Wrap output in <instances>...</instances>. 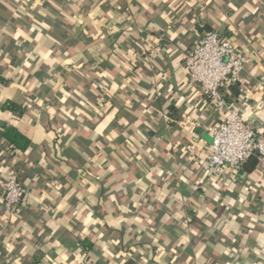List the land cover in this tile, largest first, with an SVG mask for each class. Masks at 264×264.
<instances>
[{
  "label": "crops",
  "instance_id": "1",
  "mask_svg": "<svg viewBox=\"0 0 264 264\" xmlns=\"http://www.w3.org/2000/svg\"><path fill=\"white\" fill-rule=\"evenodd\" d=\"M208 31L247 58L227 102L264 142V0H0V128L30 140L0 137V260L264 264V175L202 168L222 116L183 55Z\"/></svg>",
  "mask_w": 264,
  "mask_h": 264
},
{
  "label": "built area",
  "instance_id": "2",
  "mask_svg": "<svg viewBox=\"0 0 264 264\" xmlns=\"http://www.w3.org/2000/svg\"><path fill=\"white\" fill-rule=\"evenodd\" d=\"M183 62L189 84L199 87L215 112L222 116L218 124L204 128L211 142L203 170L211 177H222L225 167L241 171L248 160L257 155L264 175V142L256 139L254 126L229 105L226 97V88L244 84L243 72L248 61L243 52L232 40L216 31H208L190 53L183 55ZM25 197L20 172L13 166L8 169L4 182L3 199L9 218L18 212ZM0 264L7 263L0 260ZM79 264L97 263L86 260Z\"/></svg>",
  "mask_w": 264,
  "mask_h": 264
},
{
  "label": "trees",
  "instance_id": "3",
  "mask_svg": "<svg viewBox=\"0 0 264 264\" xmlns=\"http://www.w3.org/2000/svg\"><path fill=\"white\" fill-rule=\"evenodd\" d=\"M3 110L11 111L17 117L23 116L26 112L25 107L12 102H6L5 105L3 106ZM0 137L3 140H5V142H7L10 145L11 149L13 150L27 151V149L30 146L29 138H27L25 135H23L21 132H19L17 129L13 127H6V126L1 127ZM245 165H247L246 169L248 171H253V170L260 171L257 155H253ZM91 248H92L91 243L84 246V249L86 251H89Z\"/></svg>",
  "mask_w": 264,
  "mask_h": 264
}]
</instances>
